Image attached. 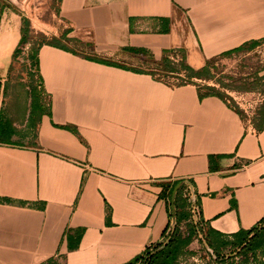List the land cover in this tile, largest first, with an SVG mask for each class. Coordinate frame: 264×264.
Returning <instances> with one entry per match:
<instances>
[{
  "label": "crops",
  "instance_id": "1",
  "mask_svg": "<svg viewBox=\"0 0 264 264\" xmlns=\"http://www.w3.org/2000/svg\"><path fill=\"white\" fill-rule=\"evenodd\" d=\"M58 13L38 52L43 112L30 123L31 99L21 129L4 104L23 22L0 12V264L127 263L171 221L163 179L193 181L206 228L257 224L264 101L249 120L152 70L175 47L198 70L263 40L264 0H60Z\"/></svg>",
  "mask_w": 264,
  "mask_h": 264
},
{
  "label": "trees",
  "instance_id": "2",
  "mask_svg": "<svg viewBox=\"0 0 264 264\" xmlns=\"http://www.w3.org/2000/svg\"><path fill=\"white\" fill-rule=\"evenodd\" d=\"M23 37L21 40V45L19 46L17 53L23 47L24 44L31 41L30 29L28 27V20H25V25H23ZM44 40L38 44V46H33L30 53L28 54V59L30 60V69L32 70L38 66V52L39 48L46 43ZM259 41H254L250 47L258 44ZM215 61V60H214ZM210 61L209 65L203 69H195L190 65L183 62L180 66L173 65L164 56L161 62L162 67H158L159 70L167 73H180L182 70H186L185 77H181V81L178 85L193 83V77L211 79L213 75L211 74V66L214 62ZM34 72V71H33ZM31 72V77L34 79L35 73ZM153 73H156L152 70ZM199 88L209 89L210 92H215L221 95L225 94L219 91L214 85H199ZM40 89L38 86L33 87L32 91V103H31V115L30 123L32 124L33 117L35 113L43 112V104L39 103L40 100ZM8 136L7 139L11 140L14 133L17 132L12 122H8ZM0 138H2L0 134ZM180 184L175 196L173 203V194L175 187ZM162 186V191L160 197L165 199L169 207L171 221L167 225L163 232L162 239L151 245H148L145 250L137 255L132 260L125 264H196L191 261V257L198 254L192 248V244L196 239H200L205 246L206 251L215 263L224 264L229 262L232 255H225L223 250L227 248L238 249V254L242 255L240 261L237 263L241 264H264V217H262L257 224L249 229H241L234 233H223L212 227L206 228V223L202 218L200 212L197 217H195V212L193 211V206L198 203V199L190 200L189 197L185 196L184 193L191 185L193 186V181L188 179H163L160 181ZM175 211V217L173 214ZM232 263H235L232 261ZM46 264H55L54 259L49 260Z\"/></svg>",
  "mask_w": 264,
  "mask_h": 264
},
{
  "label": "rangeland",
  "instance_id": "3",
  "mask_svg": "<svg viewBox=\"0 0 264 264\" xmlns=\"http://www.w3.org/2000/svg\"><path fill=\"white\" fill-rule=\"evenodd\" d=\"M59 4L60 0H17V2L0 0V12L3 8L16 11L21 16L23 25H25V20H28L30 29V48L25 52L21 48L19 54L15 55L14 64L9 73L10 79L5 87L7 99L4 105L5 111H7L6 114L11 120L20 125L21 129L27 118L26 113L30 109L33 87L38 85L35 82V80H38V71L34 67H32L35 69L34 72L30 69L31 62L28 59V54L33 46L37 47L40 42L52 37L55 29L64 25L58 13ZM210 70L213 80L220 84L215 87L224 94L226 93L224 88L238 91L258 90L264 94V47L232 55L221 61L218 66H213ZM154 71L157 73L163 72L158 67H155ZM31 72L36 74L34 79L31 77ZM195 214V217H197V211H195ZM192 248L198 252L196 256L190 258L192 262L196 264H218L213 261L212 256L208 254L204 243L200 239L194 241ZM238 251L236 248L223 250L222 253L225 255H232L229 262L224 264H241L237 263L242 258ZM232 261L235 263H232Z\"/></svg>",
  "mask_w": 264,
  "mask_h": 264
},
{
  "label": "built area",
  "instance_id": "4",
  "mask_svg": "<svg viewBox=\"0 0 264 264\" xmlns=\"http://www.w3.org/2000/svg\"><path fill=\"white\" fill-rule=\"evenodd\" d=\"M30 42H27L26 44L23 45L22 49L23 51H28L30 48ZM259 47H264V39L259 41L257 45L249 48H245L238 51H233L230 52L228 55L224 57H220L214 61L213 66H218L221 61H224L225 59L231 57L232 55H236L237 53H244L245 51H250L251 49H257ZM167 60H169L173 65L180 66L184 62V53L180 47H175L170 49L169 51L166 52L164 55ZM211 66V68L213 67ZM163 73V74H161ZM157 73L158 76L167 82L173 84V85H178L181 81V77H185L186 70H182L180 73H167L161 72ZM193 83L199 85H214V86H219L220 84H217L213 78L211 79H206V78H199V77H193L192 78ZM225 93V99L226 101L235 109L240 110L243 115L251 120V118L256 114L258 108L264 101V94H262L260 91H248V90H231L230 88H224ZM185 196L189 197L190 200H195L196 194L194 192L193 186H189L188 189L184 193ZM193 209L197 211V214L199 215V210L196 205L193 206ZM55 264H61V260L59 257H56L54 259Z\"/></svg>",
  "mask_w": 264,
  "mask_h": 264
},
{
  "label": "water",
  "instance_id": "5",
  "mask_svg": "<svg viewBox=\"0 0 264 264\" xmlns=\"http://www.w3.org/2000/svg\"><path fill=\"white\" fill-rule=\"evenodd\" d=\"M12 1L17 2V0H12ZM179 187H180V184L175 187L174 194H173V203H174V200H175L176 192H177ZM173 214H174V217H175V211H173Z\"/></svg>",
  "mask_w": 264,
  "mask_h": 264
}]
</instances>
